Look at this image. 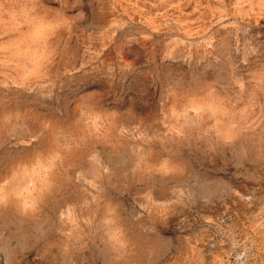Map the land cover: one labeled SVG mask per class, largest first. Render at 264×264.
I'll use <instances>...</instances> for the list:
<instances>
[{"label": "rangeland", "instance_id": "obj_1", "mask_svg": "<svg viewBox=\"0 0 264 264\" xmlns=\"http://www.w3.org/2000/svg\"><path fill=\"white\" fill-rule=\"evenodd\" d=\"M0 264H264V0H0Z\"/></svg>", "mask_w": 264, "mask_h": 264}]
</instances>
